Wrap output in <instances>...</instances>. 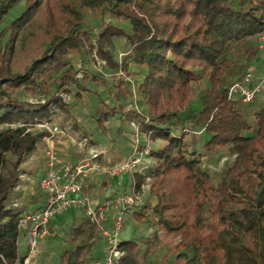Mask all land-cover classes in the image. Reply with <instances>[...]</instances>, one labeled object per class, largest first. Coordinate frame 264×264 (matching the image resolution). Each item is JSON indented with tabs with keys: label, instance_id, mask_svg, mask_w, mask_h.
<instances>
[{
	"label": "trees",
	"instance_id": "16d2710c",
	"mask_svg": "<svg viewBox=\"0 0 264 264\" xmlns=\"http://www.w3.org/2000/svg\"><path fill=\"white\" fill-rule=\"evenodd\" d=\"M18 1L0 0V26ZM84 10L107 12L129 24L130 34L104 26L97 43L125 38L130 60L118 65L102 46L94 48L90 31L80 29ZM263 32L264 0H25L0 30V125H14L0 132V264L22 263L16 244L19 212L9 207V198L19 184L20 165L48 135L36 125L50 123L57 113L69 114L59 94L76 87L80 101L88 92L67 61L85 49L125 75L129 61L144 70L136 89L144 114L130 115L138 119L140 133L163 143L148 152L149 174L133 175L136 193L146 177L152 179L156 203L139 207L131 217L156 230L146 240L120 242L123 256L117 264L147 262L160 248L166 250L162 264H264V108L252 112V103L226 97L235 67L256 56ZM23 53L28 64L15 71L12 59ZM200 77L208 91L187 125L179 114L191 104L192 84ZM90 78L97 80L83 73L82 82ZM117 93L131 96L129 84L120 81ZM22 95L46 99L33 104ZM121 110L107 109L98 121ZM186 125L203 129L206 152L227 149L234 156L219 183L202 166L204 152L191 150ZM7 155L13 158L9 168ZM102 242L99 226L84 216L71 228L59 264H91L92 251Z\"/></svg>",
	"mask_w": 264,
	"mask_h": 264
},
{
	"label": "rangeland",
	"instance_id": "374dc122",
	"mask_svg": "<svg viewBox=\"0 0 264 264\" xmlns=\"http://www.w3.org/2000/svg\"><path fill=\"white\" fill-rule=\"evenodd\" d=\"M1 2L3 4H7L9 2V0H1ZM25 5V0H19L17 3L11 5L10 9H9V13L8 15L5 17L4 22L2 23V25L0 26V30L3 28L4 25L9 24L20 12L21 10L24 8ZM109 24H113L117 27L122 28L125 33L130 34V26L127 22L124 21H118L113 19L112 17L109 16V14L107 12L105 13H101L99 10H84V23L81 26L80 29L82 30H89L90 32V37H91V42L92 45L94 46V48L98 47V46H102L105 50H107L112 56H113V60L120 65L122 60L124 58H128L129 60L131 59V53H130V46L128 41L125 38H113L112 39V43L111 45H108L106 43H101L98 44L97 43V37H98V33L99 31L106 25ZM2 43L3 41H0V52L2 51ZM264 48V47H263ZM262 47H260V42L257 40L256 43V56L253 59H245L244 61H241L238 63V65L235 67L236 70V77H233L230 82H232L235 79H238L239 77H241L245 72L247 71H251L253 74L257 75L256 73L258 72L256 65H255V61L258 59V57L261 54V50ZM29 61V56L26 53L23 54H19L13 57L12 59V67L14 68L15 71H21L25 68V66L28 64ZM67 61L70 63V65L74 68V70H77L78 73V80L81 83V86H83V88H87L90 89L92 91H94V93H82L83 98H81L80 101L76 100V92H77V88L73 87L69 93H60L59 96L61 97V99L63 100V102L68 103L70 108H74L76 107L78 104H84L86 106L89 105V103H91V107H87V112L88 113H102L105 110H103V106L100 103V99L99 96H97V93H101L99 87V83L101 84V80L100 77L105 78L107 76V73H104V70L107 69V71H111L113 74L114 72L117 73V75H113V77H109L108 78V84L105 85V87L110 90L112 96H110L112 99H110V102H113V99H117L116 97H118L117 92H118V84L122 79H125L126 77L124 76V74H119L118 72H123L122 70L118 69L115 70L111 67H109L106 63L105 60H103L98 54H96V51L94 50L93 52H89L87 51V49H85L81 54H71L68 55L67 57ZM130 64V68L131 71L127 74V76L130 75V80H132V83L127 82L129 84V89H130V93H131V101L133 103V107H131L132 109L135 108V112L140 115L144 114V110H143V105L138 102L139 97L137 96L136 93V89L138 84L141 82L143 75H144V70L138 66H136L135 64H133L132 62L129 61ZM129 66V65H128ZM196 72H199L198 70H196ZM83 73L88 74L90 77L94 76L95 78H97V80H92L91 78L86 81V82H82V76ZM263 74V73H262ZM201 76V74H200ZM100 80V81H99ZM105 80V79H104ZM127 80V79H126ZM104 85V84H103ZM193 87V92H194V96L191 100V104L189 105L188 109L185 111H182L179 115L181 118H184L187 121V125L189 124L190 120L193 118V115L198 112V110H200L201 108V101L204 97V95L206 94V92L208 91V85L206 82V79L204 77H200L197 81H195L192 84ZM260 98V104L255 105L256 102L259 100ZM22 99L23 100H28L30 102H32L33 104H39V103H43L46 99V97L44 98L43 96H35V97H31V96H25L22 95ZM108 100V99H107ZM80 109H82L81 107H79ZM260 108H264V86L262 87V91L261 94L258 96V98L252 103V106L249 107V110H251L252 112L260 109ZM58 115H61L59 113H57ZM87 115V114H85ZM249 120H251V117L249 118ZM20 124V123H16ZM68 126L71 127V133L74 131L73 130V124L71 122H68V124H66ZM184 126L185 129H187L189 132L186 133L188 134V142L190 144L191 150L193 151H197V152H204L202 154H204L203 158L201 159L202 162V166L203 168L207 171V173L212 177V181L214 184L219 183L220 179L222 178V176L225 174L227 167H229L234 159V156L230 155L227 151V149H222L219 152H214V153H210V152H206V150H204L202 148L203 143H204V138L201 136L202 133L197 134L196 133V129H191L190 126ZM14 125H0V132L8 127H13ZM86 126V125H85ZM134 126H137V122L135 123ZM61 127V126H59ZM36 130H40L39 128L36 127ZM192 130H196L191 132ZM102 130L100 129V132ZM80 136H77V139H79ZM157 145L156 146H152L151 148H155L158 149L159 147L162 146V142L157 140ZM147 150V149H146ZM149 151V150H148ZM151 151V150H150ZM28 157H26L23 161V163L25 162V160H27ZM13 160L12 156L7 155V161H6V165L9 168L10 167V162ZM144 160H149V168L152 166L153 162L150 159V157L146 156L143 158V163ZM20 165V172H24L26 171V169L28 170V168L26 166H24V164ZM146 164V163H145ZM29 171L31 172V169H29ZM151 171V169H148L147 171L144 172L143 176L149 174V172ZM135 181V180H134ZM152 183V179L151 178H145L144 180V184L142 185V189L139 193H136L135 190L133 191V194H129V195H137L140 198V201L136 204L138 207H141L145 204H147L146 202H150V207H153L156 203L155 198L150 194V185ZM12 195L9 198V207H11L10 205V199H11ZM152 199H154V201H152ZM23 206L20 205L19 207L21 208ZM135 205L133 207H128L126 208V210L124 212H127L129 210H131V208H134ZM137 207V208H138ZM14 210H18L13 208ZM70 211V210H69ZM68 211V212H69ZM81 211V210H80ZM72 214V213H71ZM68 215V224L65 227H62L57 235L56 239H50V242L48 243V245H52L51 247L49 246V252L51 253L50 255V259L47 260L44 264H59V257L61 255V253L68 247V241L66 245H63L61 242H59L58 238L61 237V240L64 242L65 238L68 239L69 237V231L71 230L72 226H74L77 221L76 219H74V216L72 215ZM84 214V213H83ZM75 215V214H74ZM127 215V214H126ZM121 229L119 231V241L120 242H125V241H142V240H146V238L150 235V231L156 230V227L152 226L149 223H143V224H138L134 221V219L130 216H125L123 218L122 224H121ZM112 228V226H110ZM100 228V227H99ZM66 239V240H67ZM100 246V243L96 244V247L98 248ZM142 249H143V245H141ZM166 250L163 248H160L156 251L155 254H153L152 256H150L147 260V262L145 261L144 263H140V264H162V259L163 256L165 255ZM94 258H96V256L94 255ZM95 260V259H94ZM94 260L92 259L91 264L94 262ZM142 260V259H140ZM32 262L33 264H37V259L36 258H32ZM171 263V262H170ZM169 263V264H170ZM172 264V263H171Z\"/></svg>",
	"mask_w": 264,
	"mask_h": 264
},
{
	"label": "crops",
	"instance_id": "0c3cea01",
	"mask_svg": "<svg viewBox=\"0 0 264 264\" xmlns=\"http://www.w3.org/2000/svg\"><path fill=\"white\" fill-rule=\"evenodd\" d=\"M260 51L261 54L255 61L256 68L258 69V72L256 73L257 75L264 73V48ZM130 71L131 68L129 64L128 72ZM104 73H107V76L105 78L100 77L101 84L99 83L98 87L101 88V93H95L99 96L101 105H105L104 108L106 110L120 106H122V110L118 111L113 117H109L107 120L102 122V124L98 121L100 116L99 113H88L87 110H85L88 106H92L91 103H89L88 106L81 103L72 109L70 108L68 115L56 114L52 116V120L48 124L63 127L65 124H68V122H71L73 124L74 131L69 133V136H64L62 134L56 135L52 140H48L47 135L37 145V149L30 156H28L27 160H25L23 164L28 168V170L26 169V171L21 172L19 186L14 189L10 199V202H12L14 198H17L20 203L19 206L23 204L21 208H18L17 212L25 213L34 211L43 203V195L38 182L40 177L46 171L45 153L48 149H54L57 152L63 165L75 166L85 154V149L80 148V146L76 143L78 140L77 136L86 138L88 139L90 145L106 151V153L98 160L100 166L103 168H110L114 164L128 159L136 144L139 145L140 148L147 149L149 151L155 149L151 147L156 146L158 141L149 140L146 135L138 131L137 126H134L138 119L135 116L130 115V113L135 112V108H131L133 107L131 96L125 98L117 93L120 97H116L117 99H113V102H110V99H112L110 96H112V94L110 90L105 87V85L108 84V78L111 76L113 77V75H117V73L114 72L111 74L112 72H108L107 69L104 70ZM121 73L126 77L121 81L132 83V80H130L131 74L127 76L123 72H118V75ZM87 90L88 92L86 93L88 94L94 93V91L90 89ZM81 98L84 99L83 95ZM258 104H260V98L255 105ZM100 129L102 130L101 132ZM151 168L152 166L149 169ZM29 169H31V172ZM133 175L134 174H126L111 177L109 175H100L95 173L83 181V193L89 198H93L99 202L111 200L118 195L133 194ZM152 201H154V199H152ZM150 202H146V205L149 206ZM137 207L138 206L135 205L134 208H131L133 213L139 208ZM133 213H129L126 216L131 217ZM70 214L74 216V219H76L77 222L84 218L82 211L71 209L69 212L56 216L52 219L47 227L48 234L39 244L34 257L37 259V264H44L51 258V253L48 249L49 246L51 247L52 245H48V243L50 242V239H56L59 230L68 224L67 218ZM108 215L111 217V214ZM66 239L67 238H65L64 242L68 241V239ZM58 240L63 245L67 244V242L63 243L61 237H59ZM19 241L20 245L18 246V256L24 260L27 257L28 248L24 244L23 239H20ZM103 248L104 245L102 242L98 248L95 247L93 249L92 253L93 256H96V258H94L95 260L102 257ZM31 264H33V262H31Z\"/></svg>",
	"mask_w": 264,
	"mask_h": 264
},
{
	"label": "built area",
	"instance_id": "2783aa9c",
	"mask_svg": "<svg viewBox=\"0 0 264 264\" xmlns=\"http://www.w3.org/2000/svg\"><path fill=\"white\" fill-rule=\"evenodd\" d=\"M260 47H264V32L259 36ZM264 86V73L255 75L251 71L245 72L238 79L233 80L226 86L228 100H241L244 104L253 103L261 94ZM40 131L48 133V140L56 135L69 136L71 127L64 125L59 127L46 122L37 124ZM185 131L189 132L187 129ZM196 131L192 130L191 132ZM203 129L196 133H202ZM80 148L85 149L84 156L75 166L63 165L60 157L54 149H48L46 156V171L39 179V188L43 195V203L34 211L20 213L18 216L17 247L20 239L28 248L27 257L22 263L31 264L41 241L47 236L49 222L56 216H60L71 209L81 210L88 220L100 227L103 240V254L101 258L94 260L92 264H117L123 256L120 249L119 231L124 215L133 213L132 210L124 212L126 208L136 205L140 198L136 195H118L111 200L99 202L89 198L83 193V181L93 174L109 175L117 177L121 175L141 174L149 169L148 150L135 145L128 159L114 164L110 168L100 166L98 160L106 153L103 149L90 145L88 139L81 138L76 141ZM153 165V164H152ZM19 184L16 186L18 188ZM15 188V189H16ZM142 189V187H141ZM19 200L14 198L10 205L19 208ZM108 214H111L109 217ZM112 226V228L110 227Z\"/></svg>",
	"mask_w": 264,
	"mask_h": 264
}]
</instances>
